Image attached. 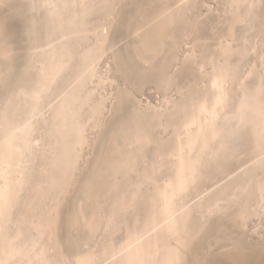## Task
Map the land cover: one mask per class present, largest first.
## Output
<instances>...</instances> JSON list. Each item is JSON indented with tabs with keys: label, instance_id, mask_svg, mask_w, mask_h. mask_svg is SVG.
Masks as SVG:
<instances>
[{
	"label": "bare ground",
	"instance_id": "obj_1",
	"mask_svg": "<svg viewBox=\"0 0 264 264\" xmlns=\"http://www.w3.org/2000/svg\"><path fill=\"white\" fill-rule=\"evenodd\" d=\"M213 1L218 7L211 0H48L55 7L37 13L33 34L26 30L28 55L19 80L27 86L25 94L12 92L0 108L3 112L7 104L8 124L15 128L32 125L30 136L17 132L10 145L0 126V188L10 202L0 218V259L56 264L67 257L70 239L56 248L54 224L59 226L72 184L76 201L67 223L84 246L73 257L84 264H168L178 238L188 240V260L198 241L204 240L201 250L206 251L215 238L229 233L221 219L205 216L209 207L233 198L246 204L259 198V161L249 158L251 149L236 145L221 162L206 164L201 180L185 188L170 218L179 228L175 235L147 198H137L132 210L125 207L136 192L177 184L193 161L207 159L202 152L206 140L209 151L221 143L219 135L212 138L207 117L197 113L192 118L193 99L210 90V83L195 72L173 69L171 88L153 79L162 97L157 103L144 102L152 110L132 119L117 97L145 68L163 78L181 46L188 49V40L209 60L225 63L232 78L216 114L217 133L232 126L231 117L242 103L252 119L264 105V78L250 66L256 65V54H249L264 35L260 0H237L257 7L236 10L224 7L234 0ZM109 4L120 7L110 9ZM86 65H94L90 76ZM42 81L51 83L33 103L28 90L41 87ZM89 147L91 155L81 170ZM215 220L217 230L206 233ZM122 229L119 240L115 233ZM242 239L237 234L231 243ZM194 258L200 261L198 254Z\"/></svg>",
	"mask_w": 264,
	"mask_h": 264
},
{
	"label": "snow or ice",
	"instance_id": "obj_2",
	"mask_svg": "<svg viewBox=\"0 0 264 264\" xmlns=\"http://www.w3.org/2000/svg\"><path fill=\"white\" fill-rule=\"evenodd\" d=\"M260 8L264 10V0H260ZM55 7L49 3L48 0H30L27 4H12L9 0H0V46L5 54L9 51V45L12 42V24L14 20L18 19L23 22L29 35L33 34L37 19V13L41 15L47 10ZM106 7L116 9L120 6L117 4H109ZM186 7H192L188 5ZM226 9L233 10L241 7L248 9H255L256 4L241 5L237 0L232 4L225 5ZM105 33L107 29L104 30ZM189 47L187 50L181 46L180 51L177 53L178 58H174L172 67L167 69L163 78L155 77L152 70L145 68L144 72L130 84H125L121 88L117 97L118 102L128 110L132 119H136L142 114L152 110L151 105L144 103V91L148 87L155 88L156 84L152 83L153 79L162 88L174 87L173 69H182L185 75L189 72L198 73L206 82L210 83V90L207 88L205 91L207 95L201 96L199 99L194 98L191 105L192 118H196L199 113L201 117H207L208 128L212 132V138L215 139L217 135L220 136V146L217 149L213 145L212 151L208 149L209 141L206 140L202 152L207 159H200L193 161L188 173L175 185H168L160 188L156 187L155 191L151 193L136 192L131 195L125 205L128 210L135 207L137 198L145 197L150 202L151 206L155 209L156 213L167 225L170 234L175 235L179 232L178 226L171 223L172 210L176 203L182 198V193L186 187L201 180L202 173L206 164H213L221 162V158L227 157L233 152L236 145L244 148L251 149L252 156L250 159L259 161L262 169H264V105L260 107L258 116L254 119L248 116V109L242 103L238 111L233 113L231 117L232 126L223 133L215 131V118L218 110L223 107L226 100L225 89L228 81L232 78L230 68L225 63H217L215 58L209 60L207 55H201L199 50L194 49L191 40L187 41ZM187 51V55H184ZM256 54V65H250L253 71H259L262 78H264V46L257 48H250L249 54ZM258 66V67H257ZM86 74L92 75L94 72V65H86ZM179 74L178 72L176 73ZM23 79V78H22ZM51 81H42L41 87L32 88L28 90V95L33 103H38L43 91L50 85ZM13 92V95H24L26 85L21 81L13 85H7ZM209 97L212 98L211 102ZM0 126L4 129L5 143L11 144L12 139L16 136L17 132H23L25 136L32 134L31 123L26 124L22 129L15 128L8 124V106L5 104L3 112H0ZM190 126V125H189ZM146 182L151 183V178H146ZM260 193L261 196L251 203H244L242 200L233 198L232 201H225L223 204H217L209 207L205 216L217 217L223 220L233 231L245 235L258 237L262 249H264V175L260 179ZM242 191L244 189H241ZM10 202L6 200L4 189L0 188V218L6 215L9 210ZM56 206L52 207L53 217L55 216ZM259 219L260 226L256 227V220ZM87 225V221H83ZM163 226V225H162ZM148 228L155 230L156 225L149 223ZM238 246V245H237ZM188 247V240L178 238L175 246L170 250V259L168 264H206L204 261H191L185 259L186 250ZM0 264H7L3 259H0ZM47 264V262H43ZM56 264H84L73 257L71 251L68 252L67 257L59 260ZM132 264H140L138 261H133ZM146 264V262H145ZM234 264H248L246 261L238 260Z\"/></svg>",
	"mask_w": 264,
	"mask_h": 264
},
{
	"label": "rangeland",
	"instance_id": "obj_3",
	"mask_svg": "<svg viewBox=\"0 0 264 264\" xmlns=\"http://www.w3.org/2000/svg\"><path fill=\"white\" fill-rule=\"evenodd\" d=\"M12 4H24L23 2H13L9 0ZM211 3L218 7L215 1L211 0ZM2 14V10H0ZM259 47L264 46V35L258 39ZM186 44H184V49H186ZM28 55V44L26 42V29L22 21L16 19L12 24V42L9 45V51L5 54L0 46V108H2L3 103L9 100L10 94L12 93L10 88L6 87L7 85H13L18 83L20 76L23 70V67L26 63V58ZM259 72V71H258ZM260 73V72H259ZM173 94H176L173 92ZM144 102L147 100L152 103H157L162 95L158 92L157 88L148 87L144 90ZM91 132V131H90ZM96 134L90 133V136L94 138ZM91 155V147L87 148L84 152V159L80 162V169L83 170L85 166V160L88 156ZM76 172L77 176L80 175V171ZM260 177L264 175V169L260 168L257 172ZM76 193L75 184L69 186L68 192L63 200L62 206L60 208V220L59 226L56 222L54 224V231L57 235L55 237L56 248L59 244V241L63 243L65 240L70 239V244L65 243L66 248L69 246V251L74 252V250H80L84 246L82 245L81 239L74 237L77 235L76 231H72L70 224L67 223L68 213L73 209L74 201L73 197ZM261 196V193L259 197ZM257 199H251L249 203ZM72 211V210H71ZM70 211V212H71ZM222 222L226 226V230L229 232L227 235H220L212 241V246L209 247L206 251L201 250V246L204 245V240H200L192 247L188 253V261H195L194 256L198 254L200 256V261L206 262V264H234L235 261L242 260L248 262V264H264V249H262L259 238H253L252 236L243 235L241 243L234 242L231 243L234 236L239 234L233 231L223 220ZM256 227L259 228L260 222L259 219L256 220ZM218 221H214L210 227L207 228L206 233L215 232L218 228ZM68 228V229H67ZM58 229V230H57ZM72 229V230H71ZM66 230V231H65ZM69 230V231H68ZM72 232V233H71ZM125 230H119L115 233L117 239H122L124 236ZM68 234H70L68 236ZM72 234V235H71ZM242 235V234H240ZM67 239H66V237ZM65 238V240H64ZM76 238V239H75ZM62 239V240H61ZM77 241H75V240ZM80 240V241H79ZM72 241V242H71ZM80 242V243H79ZM69 243V242H68ZM238 245V246H237ZM72 248V250H70ZM75 250V252H76ZM67 251V252H69ZM192 258V259H191Z\"/></svg>",
	"mask_w": 264,
	"mask_h": 264
}]
</instances>
